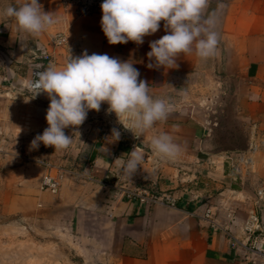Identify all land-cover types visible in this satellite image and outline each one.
<instances>
[{
    "label": "crops",
    "instance_id": "0c3cea01",
    "mask_svg": "<svg viewBox=\"0 0 264 264\" xmlns=\"http://www.w3.org/2000/svg\"><path fill=\"white\" fill-rule=\"evenodd\" d=\"M24 2L0 0V12ZM38 2L58 20L38 37L18 31L13 19L0 14V213L34 218L73 209L72 228L113 257L106 258L109 264H264L232 249L204 218L209 207L224 206L238 215L236 229L253 211L264 221V205L258 204L264 189V0H211L209 10L225 5L218 55L206 61L195 52L182 55L171 69L149 67L155 62L147 56L150 42L166 34L163 21L142 45H109L102 13L79 17L61 0ZM59 33L75 47L74 58L87 51L132 62L152 95L170 103L168 119L137 138L105 103L99 112L89 111L78 129H65L66 135L80 134H73L68 149L55 151L42 143L32 149L33 139L48 127L50 100L43 93L35 98L24 93L21 83L34 68L49 66L33 58L36 52L52 54L56 66L66 64V49L51 45ZM242 125L249 130L243 146ZM114 127L121 132L115 143L110 138ZM160 133L181 146L176 160H163L153 151L151 139ZM134 147L144 160L129 179L116 159L126 160ZM27 156L48 158L69 171L60 179L58 194L40 190L42 179L55 173ZM105 182L130 189L151 186L174 199L175 206L142 205L106 189Z\"/></svg>",
    "mask_w": 264,
    "mask_h": 264
},
{
    "label": "clouds",
    "instance_id": "9594fccd",
    "mask_svg": "<svg viewBox=\"0 0 264 264\" xmlns=\"http://www.w3.org/2000/svg\"><path fill=\"white\" fill-rule=\"evenodd\" d=\"M211 0H103L101 29L109 45H123L133 42L144 43V38L154 35L163 21L166 34L151 41L147 56L154 60L149 67H177L182 55H195L202 61L219 53L220 34L218 23L225 5L219 3L215 10H209ZM3 16L14 20L18 31L40 36L58 23L55 14L45 12L38 0H26L18 7L12 4L4 7ZM30 84L34 98L46 94L50 100L46 112L48 127L31 142L37 149L42 143L55 151L68 149L73 143V134L66 135L65 129H78L89 111L99 112L107 104V112L114 113L118 123L139 138L157 123L168 119L172 111L164 98L154 97L151 86L140 79V73L130 61H121L107 54L87 51L80 56H69L62 67L55 64L34 72ZM121 132L111 130L112 142H118ZM155 154L174 161L182 153L179 144L171 135L160 133L151 139ZM144 156L138 147L128 153V158L116 159L129 179L141 168Z\"/></svg>",
    "mask_w": 264,
    "mask_h": 264
},
{
    "label": "built area",
    "instance_id": "2783aa9c",
    "mask_svg": "<svg viewBox=\"0 0 264 264\" xmlns=\"http://www.w3.org/2000/svg\"><path fill=\"white\" fill-rule=\"evenodd\" d=\"M63 4L73 8L77 16H89L93 13H102L100 5L103 0H61ZM51 45L57 48H64L68 52L67 60L69 56L74 58L76 49L70 43L67 35L59 33L52 37ZM33 58L35 60H43L47 64H53L54 57L52 54L41 51L34 53ZM42 61V62H43ZM43 62V63H44ZM44 64L34 68L30 76L21 83V90L24 93L33 95L30 84L34 80V72L44 70ZM8 142L7 140L5 141ZM28 161L43 167V169L55 175L48 174L45 176L40 184V190L49 192L56 195L60 191V179L69 172L66 168L58 167L48 158L32 159L30 156L25 157ZM104 187L106 189L115 190L118 195L127 197L128 199H138L142 205L163 204L168 206H175V200L170 196L162 197L159 193L147 185L137 186L135 189L126 188L124 185L113 184L111 182H105ZM258 204L264 205V189L258 192ZM227 212V213H226ZM225 214V221L222 222L221 218ZM238 215L236 212H228L223 206L215 209V207H209L204 215V218L210 223L212 228L217 231H221L225 237L230 241L232 249L237 252H241L247 260L255 259L257 262H264V221L257 211L250 212L248 217L237 228L242 232V238L238 235L235 226ZM240 254V255H242ZM242 255V256H243Z\"/></svg>",
    "mask_w": 264,
    "mask_h": 264
},
{
    "label": "rangeland",
    "instance_id": "374dc122",
    "mask_svg": "<svg viewBox=\"0 0 264 264\" xmlns=\"http://www.w3.org/2000/svg\"><path fill=\"white\" fill-rule=\"evenodd\" d=\"M241 145L248 135L241 126ZM73 209L29 218L0 213V264H109L97 250L78 237Z\"/></svg>",
    "mask_w": 264,
    "mask_h": 264
}]
</instances>
